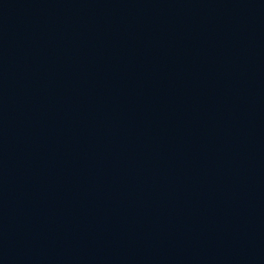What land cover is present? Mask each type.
I'll list each match as a JSON object with an SVG mask.
<instances>
[{
	"label": "water",
	"instance_id": "water-1",
	"mask_svg": "<svg viewBox=\"0 0 264 264\" xmlns=\"http://www.w3.org/2000/svg\"><path fill=\"white\" fill-rule=\"evenodd\" d=\"M0 264H264V0H0Z\"/></svg>",
	"mask_w": 264,
	"mask_h": 264
}]
</instances>
